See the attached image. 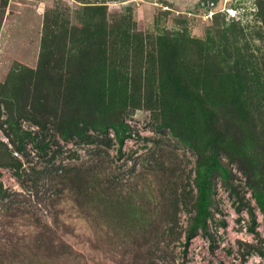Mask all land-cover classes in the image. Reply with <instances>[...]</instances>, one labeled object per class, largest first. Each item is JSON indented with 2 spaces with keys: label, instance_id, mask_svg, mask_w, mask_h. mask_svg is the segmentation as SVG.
Returning <instances> with one entry per match:
<instances>
[{
  "label": "trees",
  "instance_id": "obj_1",
  "mask_svg": "<svg viewBox=\"0 0 264 264\" xmlns=\"http://www.w3.org/2000/svg\"><path fill=\"white\" fill-rule=\"evenodd\" d=\"M76 1L83 4L77 7L73 20L58 6L45 10L36 57L32 63L13 59L0 79V132L7 139H0V167L11 169L20 178L26 171L17 154L27 156L26 145L32 144L42 158L52 149L53 158L60 153L58 138L94 143L96 149L114 143L121 151L133 131L123 116L138 109L148 110L162 124L157 128L168 127L198 151L196 195L184 199L174 192L171 199L175 208L182 202L188 213L187 225L180 229L177 211L167 212L164 217L171 225L160 233L179 239L183 230L185 257L188 242L199 232L208 239L211 249L215 247L209 226L216 205L215 176L227 183L237 202L235 210H247V229L255 233L256 213L232 183L229 163L234 161L246 175L245 184L252 189L264 215V0L256 1L257 19L252 27L233 20L226 28L231 32V52L225 46L220 62L219 45L214 39L208 40V47L205 41L188 39L183 34L143 36L130 16L109 14L107 7L94 1ZM216 1L200 0L198 6L212 10ZM7 3L0 0L2 7ZM246 36L259 38L262 48L250 50ZM24 121L36 129L23 128ZM31 172L37 177L42 173L34 168ZM61 172L59 182L78 191L74 203L82 207L80 201L85 202L88 195L85 183L96 175L63 166L56 169V173ZM92 194L104 197L97 189H92ZM11 196L0 181V200L10 201ZM111 203L118 209V200ZM83 216L87 214L83 212ZM34 223L37 221L12 230L16 235L10 234V253L0 255V262L16 258L20 246L13 241L21 240L13 237L18 235L30 240L32 248L41 250L34 252V259L43 258V253L52 259L72 255L73 249L63 237L48 226L44 230ZM220 223L225 225L223 220ZM137 231L145 240L144 227ZM160 233L153 229V259L159 257L156 251H162L158 247ZM169 257L173 262L174 256Z\"/></svg>",
  "mask_w": 264,
  "mask_h": 264
},
{
  "label": "rangeland",
  "instance_id": "obj_2",
  "mask_svg": "<svg viewBox=\"0 0 264 264\" xmlns=\"http://www.w3.org/2000/svg\"><path fill=\"white\" fill-rule=\"evenodd\" d=\"M90 1L107 7L109 14L119 12L130 16L143 36L183 34L188 39L205 41L208 47V40L214 39L219 45V62L225 46L231 52V32L226 30L231 21L252 27L257 19V0H217L212 10L198 6L200 0ZM82 4L76 0H8L6 6L0 5V79L13 59L32 63L43 14L48 7L58 6L73 20L77 7ZM214 12L219 13L213 15ZM248 39L250 50L262 48L259 38ZM238 47L244 46L239 44ZM189 50L194 55L192 49ZM123 118L133 131L121 151L113 143L110 147L100 146L97 153L94 143L87 145L58 138L60 153L53 158L50 157L52 149L42 158L32 144L26 145L27 156L17 154L26 171L22 177H16L9 168L0 167V181L12 194L10 201L0 200V255L10 253V238L16 235L12 230L24 229L34 220L37 221L34 224L44 230L53 229L73 249L70 256L62 254L52 259L43 253V258L34 259V252L41 250L32 248L30 240L18 235L19 238L13 237V240H21L13 241L20 246L16 258L0 264H179L181 261L184 264H264V255L260 253H264V215L252 189L245 184L246 175L237 169L234 161L228 160L231 180L254 208L255 233L247 229L250 224L247 210H235L237 202L219 176L214 178L216 205L212 209L214 219L209 223L216 241L213 249L199 232L188 242L185 257L182 255L183 230L179 239L160 233L166 225H171L164 217L167 212L177 211L180 229L187 225L188 213L182 202L175 208L174 199H171L174 192L184 199L190 194L196 195L194 178L198 151L172 134L168 127L157 128L162 124L152 118L148 110H134ZM22 126L36 129L26 121ZM109 135H113L112 130ZM0 139L7 141L2 132ZM62 166L96 175L85 183L88 195L85 202L80 201L83 203L80 208L74 203L78 191H71L60 183L58 175L64 172L56 173V169ZM31 168L42 173L37 177ZM92 189L100 190L104 197L93 195ZM117 200L118 209L111 203ZM221 220L225 225H221ZM143 227L145 240L137 231ZM154 228L162 234L158 246L162 251H156L159 257L153 259ZM166 253L174 256L173 262Z\"/></svg>",
  "mask_w": 264,
  "mask_h": 264
}]
</instances>
